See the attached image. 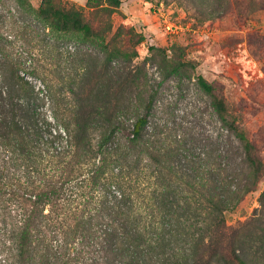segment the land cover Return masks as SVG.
Instances as JSON below:
<instances>
[{
    "label": "trees",
    "instance_id": "trees-1",
    "mask_svg": "<svg viewBox=\"0 0 264 264\" xmlns=\"http://www.w3.org/2000/svg\"><path fill=\"white\" fill-rule=\"evenodd\" d=\"M15 1L53 40L103 34L123 0H86L104 19L61 0ZM17 32L0 31V264H249L225 213L255 188L264 160L221 89L196 77L218 133H169L156 115L160 83L142 86L135 66L120 81L138 89L129 97L99 74L56 78L11 49ZM165 50L164 76L193 68ZM40 73L41 85L31 78Z\"/></svg>",
    "mask_w": 264,
    "mask_h": 264
},
{
    "label": "rangeland",
    "instance_id": "rangeland-1",
    "mask_svg": "<svg viewBox=\"0 0 264 264\" xmlns=\"http://www.w3.org/2000/svg\"><path fill=\"white\" fill-rule=\"evenodd\" d=\"M29 1L35 8L40 3ZM61 1L88 17L104 19L86 0ZM165 15L177 28L163 30ZM104 20L103 34L51 40L35 32L49 31L36 15L23 11L15 0H0V31H18L11 49L42 70L51 68L56 78L86 80L99 74L122 97L139 94L136 88L121 89L128 67L135 66L142 86L148 82L156 88L160 83L156 115L167 117L169 133L188 127L219 132L210 97L196 84L202 75L221 89L264 160V0H123ZM163 50L168 60H186L193 68L182 77L164 76L159 68ZM43 77L31 78L41 85ZM225 216L228 225L240 228L241 256L249 264H264V172Z\"/></svg>",
    "mask_w": 264,
    "mask_h": 264
},
{
    "label": "built area",
    "instance_id": "built-area-1",
    "mask_svg": "<svg viewBox=\"0 0 264 264\" xmlns=\"http://www.w3.org/2000/svg\"><path fill=\"white\" fill-rule=\"evenodd\" d=\"M158 10L160 11L161 9L158 8ZM163 15H164V13H163ZM174 28H177V26L174 23H172V21L167 20V16L165 15L164 24H163V30L164 31H169V30H172ZM171 32H173V31H171Z\"/></svg>",
    "mask_w": 264,
    "mask_h": 264
}]
</instances>
